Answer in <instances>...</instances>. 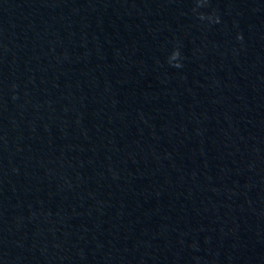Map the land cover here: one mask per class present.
Instances as JSON below:
<instances>
[{
  "label": "water",
  "instance_id": "obj_1",
  "mask_svg": "<svg viewBox=\"0 0 264 264\" xmlns=\"http://www.w3.org/2000/svg\"><path fill=\"white\" fill-rule=\"evenodd\" d=\"M0 264H264V0H0Z\"/></svg>",
  "mask_w": 264,
  "mask_h": 264
},
{
  "label": "clouds",
  "instance_id": "obj_2",
  "mask_svg": "<svg viewBox=\"0 0 264 264\" xmlns=\"http://www.w3.org/2000/svg\"><path fill=\"white\" fill-rule=\"evenodd\" d=\"M207 2H208V0H197L198 5H204V4H207ZM194 11H195V9H194ZM199 16H200V19H204L205 18V14L204 13H200ZM208 19L209 20L214 19L215 22H219L220 17L213 13V14L208 16ZM238 38H242V37L238 36ZM180 56H181V53H180L179 49L178 48L174 49L172 54H171V56L169 57V62L171 63L172 61H175V65L174 66L182 67V64L180 63V61L178 59V57H180Z\"/></svg>",
  "mask_w": 264,
  "mask_h": 264
}]
</instances>
